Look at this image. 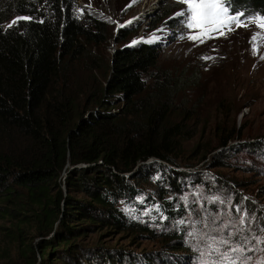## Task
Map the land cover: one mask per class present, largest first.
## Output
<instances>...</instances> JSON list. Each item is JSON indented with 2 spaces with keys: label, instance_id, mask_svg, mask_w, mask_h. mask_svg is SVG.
Returning a JSON list of instances; mask_svg holds the SVG:
<instances>
[{
  "label": "trees",
  "instance_id": "trees-1",
  "mask_svg": "<svg viewBox=\"0 0 264 264\" xmlns=\"http://www.w3.org/2000/svg\"><path fill=\"white\" fill-rule=\"evenodd\" d=\"M222 5L234 16L264 19V0ZM15 17L26 18L7 26ZM111 31L110 22L80 13L78 0H0V230L10 264H192L199 256L180 224L191 176L181 169L191 171L210 150L188 152L186 143L197 139L188 136L192 118H173L180 93L194 82L158 71L159 43L117 46L102 62L98 53L109 40L119 44L132 34ZM222 131L203 130L197 147ZM236 135L242 130L234 126L229 137ZM149 183L153 193L144 190ZM153 205L160 209L154 226L124 208ZM124 234L168 249L136 255L104 242ZM252 244L248 257L223 264L263 258L264 243Z\"/></svg>",
  "mask_w": 264,
  "mask_h": 264
},
{
  "label": "rangeland",
  "instance_id": "rangeland-1",
  "mask_svg": "<svg viewBox=\"0 0 264 264\" xmlns=\"http://www.w3.org/2000/svg\"><path fill=\"white\" fill-rule=\"evenodd\" d=\"M78 10L110 22L113 36L122 28L132 30L129 38L119 44L114 39L108 41L98 53L102 62L108 61L117 46L159 43L162 53L158 71L182 79L191 77L194 82L180 93L175 102L177 114L173 115L192 118L188 136L197 134V139L186 143L188 152H199L206 145L210 150L191 171L181 169L191 172L189 190L182 199L186 215L180 224L186 226L190 248L199 255L190 259L192 264H214L216 255L220 264L232 255L239 260L248 257L252 242L261 234V242L253 244L262 249L264 228L258 225L262 220L264 223V19L234 16L223 7L222 0H78ZM160 16L167 17L155 21ZM22 18L26 17H15L7 26ZM171 19L177 20L174 27L167 23ZM219 126L224 133L220 139L210 138L197 147L203 130L212 134ZM234 126L242 130V138L236 135L230 139ZM227 138V145L220 146V141ZM217 161L222 162L221 166L215 165ZM197 180L201 184L196 185ZM150 185L145 184L144 190L153 193ZM214 191L221 195L212 197ZM144 198L139 201L146 204ZM124 208L132 217L151 220V226V216L160 212L158 205ZM256 226L254 233L249 230ZM242 237L247 240L239 247ZM106 240L136 255L168 249L148 236L134 239L124 234ZM12 260L13 253L6 251L0 230V264ZM229 263L233 261L229 259ZM252 264H264V257L256 254Z\"/></svg>",
  "mask_w": 264,
  "mask_h": 264
}]
</instances>
